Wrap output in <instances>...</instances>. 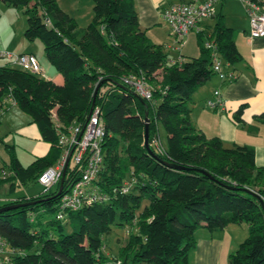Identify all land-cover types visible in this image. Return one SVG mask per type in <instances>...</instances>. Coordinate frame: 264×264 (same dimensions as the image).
<instances>
[{
    "label": "trees",
    "instance_id": "16d2710c",
    "mask_svg": "<svg viewBox=\"0 0 264 264\" xmlns=\"http://www.w3.org/2000/svg\"><path fill=\"white\" fill-rule=\"evenodd\" d=\"M0 2L24 12L25 40L42 43L47 62L64 80L56 85L17 67H0V113L11 102L50 145L27 166L6 146L0 195L38 185L39 176L60 158L51 112L65 127L84 125L94 98L104 126L103 162L94 184L108 196L106 202L65 212L61 220L55 216L66 186L58 196L57 189L41 188L30 197L3 200L0 210L18 206L0 213V237L15 251L8 264H189L199 228L217 231L230 224H245L248 234L229 254V264H264V167L257 166L253 147L226 148L191 121L193 94L216 75L213 55L221 61L223 82L235 78L226 67L242 60L221 14L210 28L196 32L199 56L171 63L164 46L151 43L139 28L133 0H92V18L84 28L57 0ZM129 76L143 80L149 100L123 82ZM244 108L235 111L233 122H240ZM145 116L151 153L144 142ZM255 121L264 126V114ZM159 125L167 136L164 154L151 144L159 138ZM247 129L257 133L259 127ZM126 181L130 186L123 193ZM48 215L55 216L46 220ZM65 226L71 233L64 234ZM113 227L125 229L126 239L115 255L106 256L104 238Z\"/></svg>",
    "mask_w": 264,
    "mask_h": 264
},
{
    "label": "crops",
    "instance_id": "0c3cea01",
    "mask_svg": "<svg viewBox=\"0 0 264 264\" xmlns=\"http://www.w3.org/2000/svg\"><path fill=\"white\" fill-rule=\"evenodd\" d=\"M203 1L204 0H133L139 28L144 31L146 35L149 34L150 37L154 33L159 35L161 42L155 43L156 45L162 46H164V41L167 40V37L174 42L163 20V11L165 8L176 2L199 3ZM262 1L264 6V0ZM57 3L59 8L69 16L67 10L60 7L59 0H57ZM218 3H220L219 10ZM218 3L216 4V14L219 13L222 15L224 24L227 14L223 13V8H226V13H229L233 4L231 2L227 3V0H220ZM0 4H2L0 8H5V10L10 8L1 2ZM239 19L242 23H235L232 20V22L225 24L227 28L233 30L236 48L242 57L241 62L226 67V71H231L235 78L233 81L223 82L214 75L201 85L192 96L191 121L195 128L201 131L207 138L219 137L226 148H230L234 145L253 147L257 166L264 167V126L256 124L255 121V116L264 114V37L253 38L250 36L246 8L241 9ZM90 21L91 18L85 15L86 24L83 23L84 26L81 25L79 27H86ZM215 22V18L204 21L200 25V30L210 28ZM183 40L185 41L183 48L179 51V58L175 59L168 57L169 62L172 63L178 60L199 56L200 50L196 32H189ZM33 46L38 49L36 43H29L25 40L23 32L21 36H17V43L14 46L8 44L6 50L15 54L35 55L33 52L35 48ZM41 69L43 73H41V76L43 75L42 79L52 81L56 85L63 84L64 80L62 75L55 69L54 71L46 70L47 72L45 70L43 71L42 67ZM216 90L220 92L222 106L220 109L214 110L207 107L206 102L214 99L213 93ZM195 94L196 97L194 98ZM8 103L9 101L6 102L8 108L14 106L11 102L10 104ZM1 104L2 102L0 101V106ZM241 105H245V108L241 115L240 122L235 123L233 122V114ZM250 125H258V132H249L247 127ZM49 147L50 145L48 144V146H46V153L43 156L47 154ZM21 165L23 164L21 163ZM16 191L17 190H15L12 196H2L3 199H15L20 196L30 197L40 192L30 191L27 194L15 196ZM201 229L206 230L204 228ZM247 234L248 231L245 224H230L224 230L208 231V233H200L199 235H196L195 232L197 247L190 254L189 264H220L222 257H228L231 252L237 249L240 243L245 240Z\"/></svg>",
    "mask_w": 264,
    "mask_h": 264
},
{
    "label": "built area",
    "instance_id": "2783aa9c",
    "mask_svg": "<svg viewBox=\"0 0 264 264\" xmlns=\"http://www.w3.org/2000/svg\"><path fill=\"white\" fill-rule=\"evenodd\" d=\"M247 12L249 22V34L253 38L264 37V6L262 0H240ZM218 0H204L203 2H176L165 8L163 20L169 28L170 34L176 44H181L183 39L191 31L199 32L200 25L206 20L213 19L216 15ZM206 48H212L210 42H205ZM0 60L6 65L20 68L30 74L39 76L42 73L37 58L32 54H15L0 51ZM213 71L221 80H225L222 64L216 54L213 55ZM123 82L134 88L135 92L143 99L149 100L151 92L143 80L134 76L125 77ZM214 99L208 100L206 106L210 109H220L222 98L218 90L213 93ZM57 135V147L61 150L57 162L38 178V185L44 190L57 189L64 173L63 187L68 191L61 197L55 219L61 220L67 211H79L91 207L97 203L106 202L108 196L97 190L94 181L100 171L103 155L101 143L104 137V126L101 121V108L95 105L92 108L86 123L63 126L54 112L50 116ZM152 146L158 154H164V149L159 138L152 140ZM71 173L67 183V172ZM8 174L4 173V177ZM76 180H73L75 179ZM66 183V184H65ZM122 192L129 188L128 181L124 182ZM61 191V192H62ZM15 255L14 250L8 249V243L0 237V264H8L10 257Z\"/></svg>",
    "mask_w": 264,
    "mask_h": 264
},
{
    "label": "rangeland",
    "instance_id": "374dc122",
    "mask_svg": "<svg viewBox=\"0 0 264 264\" xmlns=\"http://www.w3.org/2000/svg\"><path fill=\"white\" fill-rule=\"evenodd\" d=\"M229 2L233 4L229 13H226V8H223V13L227 14V19L225 17L224 25L228 22H232V20L235 23H242L239 19V13L241 12V9H245V6L240 0H227V3ZM59 4L61 8L67 10L69 17L75 21L78 26H84L85 15H87L88 18H92V0H59ZM1 5L2 4H0V7H2ZM219 8L220 3H218V10ZM26 26L27 17L22 10L13 7L7 8V10H5V8H0V51L7 52L6 48L8 47V44L14 46L17 43V36L23 34ZM191 33H194V31H191ZM147 36L153 44H156L155 42H161L160 36L155 33L151 35V37L149 34ZM184 41L185 40H183L181 44H176L167 37V40L164 41V50L169 58H179V51L183 48ZM31 43H36V46H38V49L33 46L35 48V51L33 52L40 66L43 68V71H54V68L47 62L42 43L39 40L31 41ZM4 65H6V62L0 60V67ZM42 76L41 74L39 75L41 79ZM195 97L196 94L194 98ZM8 104H10V102ZM158 134L161 145L163 149H165L167 136L161 125L158 126ZM6 146L14 147L15 154L18 156L20 162L26 166L32 163L35 158L42 157L46 153V146H48V143L41 138L37 126L32 123L31 117L23 113L17 107L10 106L7 111L0 113V166L7 163L9 159V152L7 151ZM28 186L31 187L29 188ZM5 187H7V185ZM40 190L41 187L38 185L27 184L17 188L15 196L27 194L30 191L37 192ZM3 200V197L0 195V205H2ZM54 216L55 215H48L44 218L46 220H51ZM71 231L72 230L69 226H65L64 234H69ZM200 233H208V231L199 228L196 231V235H199ZM125 239V229L113 227L111 233L104 238V255H115L118 247L123 245ZM220 264H229L228 257L223 256Z\"/></svg>",
    "mask_w": 264,
    "mask_h": 264
},
{
    "label": "water",
    "instance_id": "95a60500",
    "mask_svg": "<svg viewBox=\"0 0 264 264\" xmlns=\"http://www.w3.org/2000/svg\"><path fill=\"white\" fill-rule=\"evenodd\" d=\"M97 88H98V87H97ZM97 88H96V90H95V92H94V96L96 95ZM93 106H94V98H93L92 108H93ZM92 108H91V110H90L89 115L91 114ZM144 123H145V126H144V127H145V133H144L145 147H146V151H147L148 153H151V151H150V149H149V146H148V123H149V120H148L147 116H145ZM175 168H176V169H180V168H178V167H175ZM63 180H64V173H63V176H62V178H61V180H60V183H59V187H58V190H57V196L60 195V193H61V191H62ZM261 206H262V209H263V211H264V203H262ZM12 208H18V206H17V207H7V208H5V209L0 210V213H1L2 211H7V210H10V209H12Z\"/></svg>",
    "mask_w": 264,
    "mask_h": 264
}]
</instances>
